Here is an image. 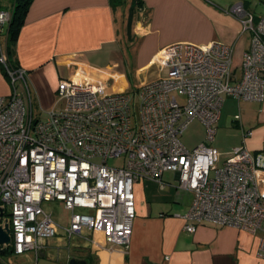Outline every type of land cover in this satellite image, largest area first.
Returning <instances> with one entry per match:
<instances>
[{
    "label": "built area",
    "instance_id": "1",
    "mask_svg": "<svg viewBox=\"0 0 264 264\" xmlns=\"http://www.w3.org/2000/svg\"><path fill=\"white\" fill-rule=\"evenodd\" d=\"M229 13L240 35L249 36L237 68L231 45L177 42L154 60L167 76L141 84L137 103L127 91L108 92L71 73L58 81L52 107L34 113L26 70L7 60L10 16L0 9V68L10 86L0 96V226L7 220L13 255H38L59 231L67 250L72 239L93 242L100 235L126 251L136 218L134 186L152 180L164 189L162 176L170 172L177 188L191 194L185 232L203 224L260 232L264 259V151L237 147L221 161L211 146L227 98L264 101V9L238 1ZM192 121L204 127L205 142L188 150L180 137ZM117 158L120 168L108 166ZM50 202L70 211L65 226L43 208Z\"/></svg>",
    "mask_w": 264,
    "mask_h": 264
},
{
    "label": "crops",
    "instance_id": "2",
    "mask_svg": "<svg viewBox=\"0 0 264 264\" xmlns=\"http://www.w3.org/2000/svg\"><path fill=\"white\" fill-rule=\"evenodd\" d=\"M136 1L123 0L115 7L111 0L32 2L15 44L14 60L27 72L34 110L50 109L58 81L71 73L102 83L108 92H122L128 90L130 83L127 74L120 70L121 65H139L136 74L140 76L155 65V57L168 45H231L236 68L241 54L249 47V36L245 35V39L240 35V23L229 13L231 6L203 0ZM11 3L12 0H0V9L8 12ZM128 50L135 52V57ZM155 79L139 78L138 87ZM9 92V83L0 69V96ZM42 97L48 100L38 105ZM193 122L198 121L190 124ZM217 134L228 141L224 150L216 148L221 161L237 147L251 153L264 151V101L238 102L227 98L215 137ZM202 137L205 138L204 127ZM167 174L170 172L162 176L167 184L164 189L152 180L134 186L136 218L126 251L107 243L100 235H94L93 242L72 239L67 250L59 231L55 247L59 252H68L64 256L59 253L60 262H64L61 264H69L72 259L86 264H264L258 256L260 232L250 234L212 224L198 226L193 234L185 232L182 216L190 204L186 195L189 192L178 189L165 177ZM173 178L177 182V176L173 174ZM46 246L45 242L41 251ZM41 251L34 253L35 258L43 257ZM20 256L12 258L19 260ZM7 263L13 264L11 258H7Z\"/></svg>",
    "mask_w": 264,
    "mask_h": 264
},
{
    "label": "rangeland",
    "instance_id": "3",
    "mask_svg": "<svg viewBox=\"0 0 264 264\" xmlns=\"http://www.w3.org/2000/svg\"><path fill=\"white\" fill-rule=\"evenodd\" d=\"M203 1L208 3V4L209 3L217 4L219 2L223 6L224 5L232 6L234 3L238 2V1H245L246 5H249V3L251 2L252 8L256 6L257 12H260L264 9V5L260 2H258V0H203ZM213 8H215V7H213ZM202 28H203V26H202ZM240 34H241V31H240ZM244 38L247 39V36L244 35ZM5 39H3V38L1 39V40H3V43H4ZM246 43H247V40L245 41V44ZM130 52L131 51L128 50L129 55H131V57H135V52H133V53H130ZM239 52L240 51L237 50V53H239ZM138 67H139V65L129 64V65H121V68H120V70L121 71L123 70V72L125 74H127L128 78H129L130 86H129L127 92H129L130 95L132 96L133 104L138 102L137 96H136V91H137L138 84H139V78L141 80L144 77L154 79V78H158L159 76L162 78H165L167 76V69H163L160 72L156 65H153L144 74H140V76H137L136 73H137ZM118 71H119V69H118ZM42 98H43L42 102H39V103L37 102L38 105L39 104L43 105L42 103H46V100H48V98H46V97H42ZM53 98H54L53 99V103H54L55 94H54ZM44 110H47V109H44ZM44 110H41L40 112H44ZM35 111H36V113H38V109H35L34 113H35ZM41 118H44V116H42ZM202 135H203V127L200 124H198V122H193L192 124H190L185 129V131L183 132V134L180 137V140H181V143L184 145V147H186V149L191 150L192 148H194L198 144L205 142ZM227 145H228V141L226 139H224L223 137L220 138L219 134L216 135L214 142L211 144L212 147L218 148L220 151L224 150L225 146H227ZM93 162L99 164V163H101V159L96 158L93 160ZM107 164L110 167L120 168L122 166V158L109 159L107 161ZM165 177L167 179L171 180L173 184H175V185L178 184L177 182H175L172 173H170L169 175L168 174L165 175ZM186 195L188 197H190V199H189V201H190L191 200V194L187 193ZM43 208L46 209L47 211L51 212L53 219L58 224L65 226L68 223V219L71 216V213H70V211L65 210L60 203H58V202L45 203L43 205ZM183 210H184V208H183ZM56 241H57V238L47 240L46 244L48 246L45 247L46 249L44 248L41 251L43 254V257L38 256L37 258H35L34 252H27V253L20 256L21 259L15 260V258H12L14 255L11 254L10 252H7L3 256H1L3 258L2 264H8L7 258H11V261L13 264H61V263H64L63 261L60 262L61 257L59 259V257H58L59 253H62V254H60V256H62V255L64 256V254L66 255V253H68V252H66V251L59 252V250L57 251V249L55 247ZM65 244H66V242L63 241V245H65ZM41 252H40V254H41ZM69 254H71V256H72L71 251ZM28 257H30V259ZM65 264H66V262H65Z\"/></svg>",
    "mask_w": 264,
    "mask_h": 264
},
{
    "label": "trees",
    "instance_id": "4",
    "mask_svg": "<svg viewBox=\"0 0 264 264\" xmlns=\"http://www.w3.org/2000/svg\"><path fill=\"white\" fill-rule=\"evenodd\" d=\"M34 0H12V3L9 8V21L5 30V53L7 56V60L11 65L18 66L16 61L14 60L15 54V44L19 35V32L24 24L25 17L29 10L30 5ZM113 3V7L121 5L123 0H111ZM136 1V0H134ZM137 2V1H136ZM1 69V68H0ZM2 71V70H1ZM3 76L5 74L2 72ZM7 252L12 253V249L9 247L5 249V254Z\"/></svg>",
    "mask_w": 264,
    "mask_h": 264
},
{
    "label": "water",
    "instance_id": "5",
    "mask_svg": "<svg viewBox=\"0 0 264 264\" xmlns=\"http://www.w3.org/2000/svg\"><path fill=\"white\" fill-rule=\"evenodd\" d=\"M2 212L0 208V220ZM11 246L10 229L7 220L4 221L3 226H0V255L5 254V249ZM69 264H86L84 261H78L75 259L70 260Z\"/></svg>",
    "mask_w": 264,
    "mask_h": 264
}]
</instances>
